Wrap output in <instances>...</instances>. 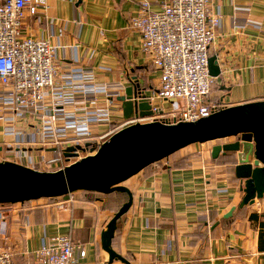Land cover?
Listing matches in <instances>:
<instances>
[{"label":"crops","instance_id":"obj_1","mask_svg":"<svg viewBox=\"0 0 264 264\" xmlns=\"http://www.w3.org/2000/svg\"><path fill=\"white\" fill-rule=\"evenodd\" d=\"M142 1L51 0L46 14L28 16L25 24L33 35L67 46L59 50L64 68L83 66L97 80L114 78L126 90L151 91L160 73L147 64L141 36L131 27ZM146 1L151 10H160L166 0ZM212 10L222 16L210 49L222 69L215 95L226 107L264 100V0H216ZM36 121L31 117L27 123ZM6 124L0 120V160L13 161L35 135L30 127L23 135L7 133ZM201 144L124 182L134 201L118 220L112 246L130 264H264L262 218L251 219L264 213V198L240 207L243 181L235 175V153L213 158L212 149L199 148ZM38 154L44 155L42 150ZM127 197L75 191L0 205V247L10 249L14 264H34L44 242L65 235L87 252L76 264H109L102 232ZM233 206V216L224 219Z\"/></svg>","mask_w":264,"mask_h":264},{"label":"built area","instance_id":"obj_2","mask_svg":"<svg viewBox=\"0 0 264 264\" xmlns=\"http://www.w3.org/2000/svg\"><path fill=\"white\" fill-rule=\"evenodd\" d=\"M50 1L0 0V120L7 123V133L23 135L30 127L35 135L13 161L41 171L61 170L94 154L127 126L196 121L226 107L214 93L217 77L209 70L210 49L222 23L212 10L216 0H166L160 10H151L144 0L132 18L147 64L160 73L151 91L140 89L135 96L149 99V116L125 115L118 99L126 92L124 84L97 80L83 66L64 68L59 50L67 46L32 34L26 19L46 14ZM31 117L37 121L27 123ZM68 147L75 148L71 155ZM86 253L70 236L60 235L42 244L34 264H76ZM0 264H14L9 248L0 247Z\"/></svg>","mask_w":264,"mask_h":264},{"label":"water","instance_id":"obj_3","mask_svg":"<svg viewBox=\"0 0 264 264\" xmlns=\"http://www.w3.org/2000/svg\"><path fill=\"white\" fill-rule=\"evenodd\" d=\"M210 74H222L218 57L209 58ZM139 87V86H138ZM140 89L128 87L118 99L127 116L139 112L153 114L148 98L135 99ZM156 112L161 113L159 108ZM236 137L232 142L216 144L213 158L235 153V175L243 181V199L239 206L253 204L264 198V100L231 105L196 121L137 123L113 134L94 154L88 155L57 171H41L10 160H0V204L24 203L42 198H57L75 191H95L103 194H127L122 204L102 232V246L109 254V264L129 260L117 252L113 239L118 220L134 201V194L124 182L148 166L196 143ZM2 148L0 147V150ZM74 147L67 148L71 155ZM233 206L224 219L233 216Z\"/></svg>","mask_w":264,"mask_h":264},{"label":"rangeland","instance_id":"obj_4","mask_svg":"<svg viewBox=\"0 0 264 264\" xmlns=\"http://www.w3.org/2000/svg\"><path fill=\"white\" fill-rule=\"evenodd\" d=\"M157 105L159 106H164L165 108H168L170 107V104L167 102V103H163V101H160L158 100L157 102ZM233 139H237L236 137H229V138H225V139H219V140H215V141H210V142H207V143H203L201 145H197L199 148H202L204 150H209V149H212V147L216 144H222V143H226L227 141L229 140H233ZM193 148L195 146H192ZM192 147H186L184 150H190Z\"/></svg>","mask_w":264,"mask_h":264},{"label":"trees","instance_id":"obj_5","mask_svg":"<svg viewBox=\"0 0 264 264\" xmlns=\"http://www.w3.org/2000/svg\"><path fill=\"white\" fill-rule=\"evenodd\" d=\"M84 192L91 194V197H93V195H95V194H99V192H95V191H84ZM9 204H11V203L0 204V205H9ZM260 218H262L261 219L260 239H261V241H264V213L261 215H258V214H252L251 215V219H253V220H259Z\"/></svg>","mask_w":264,"mask_h":264}]
</instances>
